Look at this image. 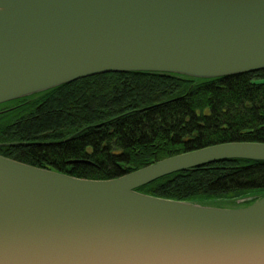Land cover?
I'll return each instance as SVG.
<instances>
[{
  "label": "water",
  "instance_id": "water-1",
  "mask_svg": "<svg viewBox=\"0 0 264 264\" xmlns=\"http://www.w3.org/2000/svg\"><path fill=\"white\" fill-rule=\"evenodd\" d=\"M262 69L264 0H0V105L106 74ZM228 160L264 163V144L210 146L107 181L0 156V264H264V196L220 208L137 192Z\"/></svg>",
  "mask_w": 264,
  "mask_h": 264
},
{
  "label": "trees",
  "instance_id": "trees-1",
  "mask_svg": "<svg viewBox=\"0 0 264 264\" xmlns=\"http://www.w3.org/2000/svg\"><path fill=\"white\" fill-rule=\"evenodd\" d=\"M234 142L264 144V69L212 80L106 74L0 105L1 157L76 179L112 180ZM137 192L233 208L264 196V163L221 161Z\"/></svg>",
  "mask_w": 264,
  "mask_h": 264
}]
</instances>
